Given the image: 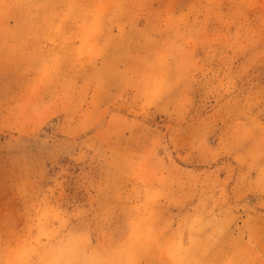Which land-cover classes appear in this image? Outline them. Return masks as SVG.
Segmentation results:
<instances>
[{"label": "rangeland", "instance_id": "1", "mask_svg": "<svg viewBox=\"0 0 264 264\" xmlns=\"http://www.w3.org/2000/svg\"><path fill=\"white\" fill-rule=\"evenodd\" d=\"M0 264H264V0H0Z\"/></svg>", "mask_w": 264, "mask_h": 264}]
</instances>
